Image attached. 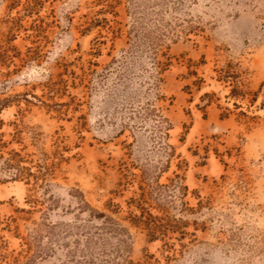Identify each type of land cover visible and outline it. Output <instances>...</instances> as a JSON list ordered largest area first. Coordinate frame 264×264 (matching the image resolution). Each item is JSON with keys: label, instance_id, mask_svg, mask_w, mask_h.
Here are the masks:
<instances>
[{"label": "rangeland", "instance_id": "rangeland-1", "mask_svg": "<svg viewBox=\"0 0 264 264\" xmlns=\"http://www.w3.org/2000/svg\"><path fill=\"white\" fill-rule=\"evenodd\" d=\"M0 264H264V0H0Z\"/></svg>", "mask_w": 264, "mask_h": 264}, {"label": "trees", "instance_id": "trees-1", "mask_svg": "<svg viewBox=\"0 0 264 264\" xmlns=\"http://www.w3.org/2000/svg\"><path fill=\"white\" fill-rule=\"evenodd\" d=\"M16 181V180H15ZM47 181L44 182L43 184V187H46L47 186ZM72 192V194H71ZM69 195L74 198L76 204H79V201L81 202L82 201V198L80 196V192H78V190H70L69 191ZM144 199V197L142 198ZM144 204V205H143ZM150 204V202H149ZM149 204H146V202H143L142 200V203L141 204H138L140 210H141V213L144 214V216H147V225L149 227V229L152 231V233H154V231L156 229H159L161 226H162V220L161 219H157V217H152L149 210L147 208H145L144 206H148ZM118 210H120L119 207H117ZM162 211V210H161ZM163 212V211H162ZM143 216V218H144ZM138 220L135 216H134V221ZM138 222H140V220H138ZM155 234H152L150 236V239H156V236H154Z\"/></svg>", "mask_w": 264, "mask_h": 264}]
</instances>
